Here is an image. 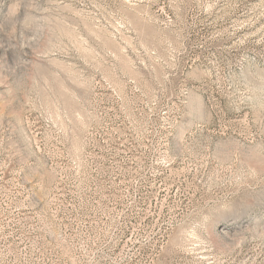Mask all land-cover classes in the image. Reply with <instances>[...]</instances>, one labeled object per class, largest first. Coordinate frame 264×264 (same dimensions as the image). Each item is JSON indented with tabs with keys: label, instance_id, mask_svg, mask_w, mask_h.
Returning <instances> with one entry per match:
<instances>
[{
	"label": "rangeland",
	"instance_id": "1",
	"mask_svg": "<svg viewBox=\"0 0 264 264\" xmlns=\"http://www.w3.org/2000/svg\"><path fill=\"white\" fill-rule=\"evenodd\" d=\"M0 264H264V0H0Z\"/></svg>",
	"mask_w": 264,
	"mask_h": 264
}]
</instances>
